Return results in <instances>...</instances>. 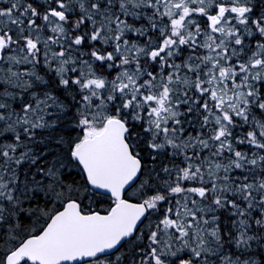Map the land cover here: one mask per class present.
Instances as JSON below:
<instances>
[{"label":"snow or ice","instance_id":"1","mask_svg":"<svg viewBox=\"0 0 264 264\" xmlns=\"http://www.w3.org/2000/svg\"><path fill=\"white\" fill-rule=\"evenodd\" d=\"M0 264H264V0H0Z\"/></svg>","mask_w":264,"mask_h":264}]
</instances>
